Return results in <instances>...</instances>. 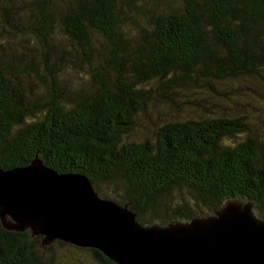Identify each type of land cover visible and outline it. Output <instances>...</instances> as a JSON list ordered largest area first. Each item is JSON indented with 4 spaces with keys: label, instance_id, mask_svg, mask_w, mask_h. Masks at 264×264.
<instances>
[{
    "label": "trees",
    "instance_id": "obj_1",
    "mask_svg": "<svg viewBox=\"0 0 264 264\" xmlns=\"http://www.w3.org/2000/svg\"><path fill=\"white\" fill-rule=\"evenodd\" d=\"M262 87L264 0H0V169L39 157L142 224L264 219ZM43 239L0 221V264H116Z\"/></svg>",
    "mask_w": 264,
    "mask_h": 264
},
{
    "label": "water",
    "instance_id": "obj_2",
    "mask_svg": "<svg viewBox=\"0 0 264 264\" xmlns=\"http://www.w3.org/2000/svg\"><path fill=\"white\" fill-rule=\"evenodd\" d=\"M0 221L42 236L43 246L93 248L116 264H264V219L250 199L227 198L214 215L142 224L86 176L60 174L39 157L0 169Z\"/></svg>",
    "mask_w": 264,
    "mask_h": 264
},
{
    "label": "rangeland",
    "instance_id": "obj_3",
    "mask_svg": "<svg viewBox=\"0 0 264 264\" xmlns=\"http://www.w3.org/2000/svg\"><path fill=\"white\" fill-rule=\"evenodd\" d=\"M225 88H228L227 90H231L232 88L231 87H229V86H225ZM262 88H264V87H262ZM255 91H256V94H254V93H251V92H249L248 90H244V92L247 94V95H251V96H253V97H255V100H256V104H257V101L258 100H260V98L259 97H257L259 94L260 95H263V90L261 89V87L259 88H256L255 89ZM219 103V105L222 103V101H219L218 102ZM203 106H204V104H203ZM212 106L213 105H206L204 108L205 109H211L212 108ZM249 115V117H251V122H253L254 124H256L258 127H256V128H258L259 129V131L261 130V131H263V125H264V110H259V109H256V110H252L251 108L249 109V111L247 110L246 111Z\"/></svg>",
    "mask_w": 264,
    "mask_h": 264
}]
</instances>
